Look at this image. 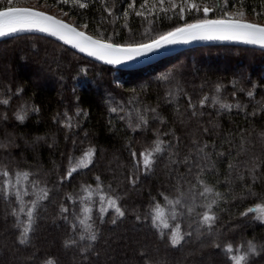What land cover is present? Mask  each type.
<instances>
[{"label":"trees","instance_id":"trees-1","mask_svg":"<svg viewBox=\"0 0 264 264\" xmlns=\"http://www.w3.org/2000/svg\"><path fill=\"white\" fill-rule=\"evenodd\" d=\"M36 2L61 10L77 25L87 24L82 27L87 33L116 44L147 42L204 19L205 5L213 8L207 19L224 18L227 12L237 20L252 17L264 25L261 0H228L226 6L225 0H193L201 11L186 9L183 15L167 3V13L152 9L151 0L143 10L140 5L145 0H80L85 8L57 0ZM129 4L134 7L130 9ZM137 11L145 15L138 16ZM241 11L243 16L238 15ZM0 49V101H9L0 103V144L4 145L0 170L9 172L7 177L0 175V264L48 260L54 264H233L224 246L239 245L243 253L248 241L256 245V253L242 264H264V222L254 218L255 212L241 216L249 207L264 203L263 48L194 46L134 69L98 62L37 33L0 40ZM205 96L209 100L200 106ZM214 96L240 107L221 109L212 104ZM189 98L193 108L188 106ZM22 106L29 111L20 122L16 114ZM145 108L156 112L148 111L147 125L133 130L137 111ZM157 138L164 142V151L154 154L151 169L145 170L132 153L139 158V153L154 147ZM197 145H207V167L201 174L204 184L213 188L207 197L198 195L203 191L196 176L199 169L189 171L192 164L204 163L197 156ZM89 149L93 155L87 166L62 180ZM17 172H28V179L17 182ZM130 176L138 177L135 185ZM33 181L38 184L33 186ZM41 190L48 192L46 199H38ZM193 193H197L200 213L206 210L202 205L216 199L215 193L221 194L213 205L216 220L210 229L208 225L189 227L195 213L188 214L186 208L176 220L171 218L176 206L170 201L182 199L192 205ZM109 197L117 200L123 217L108 207ZM32 201L37 205L21 243ZM62 207L68 211L62 212ZM101 207L107 208L103 214ZM85 208L90 209L87 214ZM82 219L92 228L86 230ZM176 224L181 235H191L173 246L171 229ZM132 226L142 229L135 233ZM93 233L96 239H88ZM70 240L76 243L66 246Z\"/></svg>","mask_w":264,"mask_h":264},{"label":"snow or ice","instance_id":"snow-or-ice-1","mask_svg":"<svg viewBox=\"0 0 264 264\" xmlns=\"http://www.w3.org/2000/svg\"><path fill=\"white\" fill-rule=\"evenodd\" d=\"M6 7H0V37L9 36L15 33L24 32V31H38L41 33H46L56 39L63 41L66 44L71 45L73 48L78 49L82 53H86L90 57H95L97 60L104 61L109 65H120L122 63H127L129 61H134L135 59L141 56H147L149 53H154L160 50L161 48L173 45L177 43H187L190 40H232V41H241L245 44H254L260 45L264 47V26L243 22L242 20L233 19L230 14L225 12L224 18L219 19H207L208 13L213 11V8L208 7L207 5L203 6L202 11L204 13V19H198L192 23H185L181 26L172 28L171 30L164 32L162 34L157 35L154 39H151L147 42L142 43H125V44H116L111 43L109 40L94 38L93 36L86 35L85 32L77 30L76 27L65 23L60 19H56L51 15H47L44 12L36 11L32 8H23V7H14L12 6L15 3V0H0V3H5ZM58 3H63L65 5H78L80 8H85L87 5L85 3H81L80 0H57ZM228 0H225V6L227 5ZM171 5L172 9L179 8V13L181 15L187 10L195 9L196 11H201L200 6H198L193 0H180V3H177V0H151V8H159V11L167 13L169 9L165 7V4ZM261 3L264 4V0H261ZM149 5V0H145L144 4L140 5V8L147 9ZM134 4H129V8H133ZM106 11H109L107 8ZM255 11V10H253ZM158 14V13H157ZM67 15V13H66ZM127 11L125 12V16H127ZM136 15L144 16V11H137ZM239 16H243L244 12L241 11L238 13ZM82 27L87 28L88 25L84 24ZM217 93L220 92V86L218 85L216 88ZM235 95V93H233ZM247 95L249 97L253 96L252 91H248ZM209 100V97L205 96L200 101V106H204L206 102ZM212 104H219L221 109L230 110L233 106L240 107V105H231L228 103H222L219 97L214 96L211 98ZM0 103L7 105L9 103L8 100H2ZM190 108H193L194 105L189 98ZM37 110V109H32ZM29 109L25 106L17 112L16 119L20 122H23L26 119V115ZM112 112H116L117 108H112ZM151 111L153 113L156 112V109H147L145 108L143 112L137 111L138 122L135 125L133 130L140 128L142 125H147L148 117L146 113ZM67 115V114H65ZM193 115H196L193 112ZM6 119V117H5ZM67 126H71L70 124ZM207 131V129H205ZM163 141L159 138L153 142L154 147L151 150L146 149L144 152L139 153V158H137V153L133 152L132 157L134 160H137V164H140L142 161L143 167L145 170H150L152 164L154 163V154L161 153L164 151L162 148ZM195 143V141H194ZM0 147H4V145L0 144ZM207 145H197L196 153L197 156L200 157L204 163L198 161L192 164L189 167V171H192V168L195 167L199 169L196 172L197 181L200 185H203V191L199 192L198 195L202 197H207L208 193L213 192V188L204 184L203 179L201 178V174L204 172L207 167L208 154L205 152V148ZM93 155V151L89 149L84 153V156L79 160H76L74 166L70 167L68 172L63 179H68L72 176L77 169L81 167H86V161ZM223 155V154H221ZM70 164L73 163V158H69ZM185 163H188V159L186 158ZM233 165L230 164L229 168H232ZM0 175L3 177H7L9 172L7 170H0ZM29 176L28 172H17V182L21 179L27 180ZM138 177L130 176L129 181L135 185ZM99 180V177H97ZM33 186L38 184V181H33ZM90 187V186H89ZM99 188V184L97 185ZM195 187V185H193ZM88 188H85L84 191L88 192ZM42 195L38 198L39 200L46 199L48 196V192L46 190H41ZM4 197L7 198L9 195L8 185L5 183L3 187ZM27 194V193H25ZM16 198L20 199V193L17 191L15 193ZM91 193H89V196ZM220 193H215L216 199H212L209 203L202 205L206 210L203 213L196 211L195 199L197 193H193V204L185 205V202L182 199H176L174 201H170V203L176 206L175 210L172 214V219L176 220L177 216L182 214V210L186 208L188 214L195 213V216L191 220V227L193 224L199 228L203 225H208L209 229L214 224L216 220V216L213 213V205L217 203V200L220 198ZM71 199V197H69ZM104 197H101V203H103ZM37 205V201H32V207L27 209L26 215L29 220V225L26 226L21 233V236L24 239L21 240V243H24L27 234L30 231L31 221L33 218V212ZM107 205L110 208H113L116 214L119 217H123L125 213L121 210L120 207L117 206V200L109 197L107 199ZM21 212H24L25 209L21 208ZM62 212H67V208H61ZM83 211L87 214L90 209L85 208ZM107 211V208L101 207L100 212L103 214ZM256 213L255 219L264 222V203H258L254 207H249L245 212L241 213V216H247L249 213ZM15 215V210L13 211ZM157 215H160L159 206H157ZM196 217H199L197 220ZM90 217H86L88 219ZM86 219L80 220L81 225H85L86 230L91 229L92 225L86 223ZM103 216L101 215V220ZM139 219V217H137ZM156 217H153V222L155 224ZM113 223H116V220L113 219ZM164 227H168V224L165 223ZM171 237L170 242L173 246L178 245L181 240L184 239V236H190L191 232H185L183 235L180 234V225L176 224L171 229ZM90 240H95L96 235L93 233L87 237ZM81 240L85 239L82 235L80 237ZM76 241L70 240L66 242V246L75 244ZM215 247H220L219 244L215 245ZM224 251L226 254H229L228 258L233 262V264H242V262H246L249 258L250 254L256 253V245L252 241H248L247 249L241 252V246H236L235 249L231 243H228L224 246ZM235 253V254H233ZM45 264H54V261L48 260Z\"/></svg>","mask_w":264,"mask_h":264},{"label":"water","instance_id":"water-1","mask_svg":"<svg viewBox=\"0 0 264 264\" xmlns=\"http://www.w3.org/2000/svg\"><path fill=\"white\" fill-rule=\"evenodd\" d=\"M23 8H27V7H23ZM32 9H34V8H32ZM34 10L41 11V10H38V9H34ZM41 12H44L47 15H51V16H53L56 19H60V20L64 21L65 23H68V24L76 27L77 30L85 32L86 35L93 36V35L87 33L86 31L80 29L76 25L71 24L70 22H68V21H66V20H64L62 18H59V17H57V16H55V15H53L51 13L45 12V11H41ZM243 22L253 23V22H248V21H243ZM253 24L264 26L263 24H259V23H253ZM23 33H37V34H42V35H47L49 37H52V36H50V35H48L46 33H41V32H38V31H24V32L15 33V34H12V35H9V36L0 37V40L6 39V38H10V37H13L15 35H19V34H23ZM52 38H55V37H52ZM94 38H96V37H94ZM61 42L64 43L63 41H61ZM64 44H66V43H64ZM222 44H240V45H248V46H254V47H259V48H263L264 49V47H261L260 45L245 44V43H243L241 41H232V40H223L222 41V40H200V39H197V40H190L187 43H177V44H173V45H168V46H165V47L161 48L157 52L149 53V54H147V56H141V57L135 59L134 61H129L127 63H122L120 65H112V66L118 67V68H121V69H134V68H139V67H143V66L152 64L155 61H158V60H160V59H162V58H164L166 56H169V55H171L173 53H176V52H179V51H182V50H185L187 48L194 47V46L222 45ZM66 45L71 47L72 49L76 50L77 52L83 54L84 56H86L88 58H91V59L96 60V61L101 62V63H105L104 61L97 60L95 57L88 56L86 53L80 52L78 49L73 48L69 44H66ZM105 64H107V63H105Z\"/></svg>","mask_w":264,"mask_h":264},{"label":"rangeland","instance_id":"rangeland-1","mask_svg":"<svg viewBox=\"0 0 264 264\" xmlns=\"http://www.w3.org/2000/svg\"><path fill=\"white\" fill-rule=\"evenodd\" d=\"M14 7H27V8H34V9H38V10H41V11H45V12H48V13H51L59 18H62L68 22H70L71 24H74L76 25L77 27H79L80 29L84 30L81 26L77 25L76 23H74L73 19H69L65 16V13L62 12L61 10H58L54 7H51L50 5H48L47 7H45V5L43 4H38L36 2V0H15V6ZM211 8V7H210ZM211 12V11H210ZM231 17L233 19H236L234 18L232 15ZM245 18L244 20L242 21H248V22H253V23H259V24H262L260 22H257L255 21L252 17H243ZM3 49H0V57L3 55ZM37 65H34L33 69L32 70H35ZM13 68L14 69V66L11 65L10 66V69ZM56 87H60V85H56ZM61 88V87H60ZM59 88V89H60ZM6 119H8V117H6ZM131 229L135 232V233H138L141 231V227H137V228H134L133 226L131 227Z\"/></svg>","mask_w":264,"mask_h":264}]
</instances>
